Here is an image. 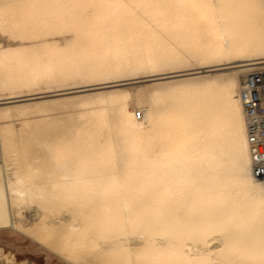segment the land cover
Listing matches in <instances>:
<instances>
[{"label":"bare ground","instance_id":"obj_1","mask_svg":"<svg viewBox=\"0 0 264 264\" xmlns=\"http://www.w3.org/2000/svg\"><path fill=\"white\" fill-rule=\"evenodd\" d=\"M262 66L264 0H0V229L65 264H264Z\"/></svg>","mask_w":264,"mask_h":264},{"label":"built area","instance_id":"obj_2","mask_svg":"<svg viewBox=\"0 0 264 264\" xmlns=\"http://www.w3.org/2000/svg\"><path fill=\"white\" fill-rule=\"evenodd\" d=\"M240 100L246 119L247 142L252 155L253 173L264 175V66L246 72Z\"/></svg>","mask_w":264,"mask_h":264},{"label":"rangeland","instance_id":"obj_3","mask_svg":"<svg viewBox=\"0 0 264 264\" xmlns=\"http://www.w3.org/2000/svg\"><path fill=\"white\" fill-rule=\"evenodd\" d=\"M0 247L5 253L11 252L19 263L24 261L27 264H65L35 241L10 228L0 229ZM0 261V264H3L1 259Z\"/></svg>","mask_w":264,"mask_h":264}]
</instances>
